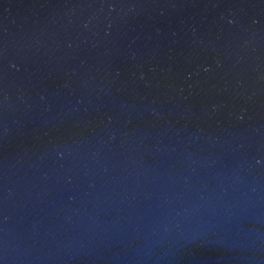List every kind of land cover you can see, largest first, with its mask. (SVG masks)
Returning <instances> with one entry per match:
<instances>
[{
    "label": "water",
    "instance_id": "water-1",
    "mask_svg": "<svg viewBox=\"0 0 264 264\" xmlns=\"http://www.w3.org/2000/svg\"><path fill=\"white\" fill-rule=\"evenodd\" d=\"M0 264H264V0H0Z\"/></svg>",
    "mask_w": 264,
    "mask_h": 264
}]
</instances>
